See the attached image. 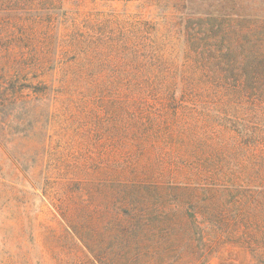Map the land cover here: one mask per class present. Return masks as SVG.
<instances>
[{
    "label": "rangeland",
    "instance_id": "1",
    "mask_svg": "<svg viewBox=\"0 0 264 264\" xmlns=\"http://www.w3.org/2000/svg\"><path fill=\"white\" fill-rule=\"evenodd\" d=\"M182 2L0 0V82L11 77L8 82L24 94L30 90L25 86L41 82L38 90H43L42 96L30 92L28 104L0 107V264L261 263L249 251L227 241V231L218 227V221L229 232L231 226H237L232 223L239 198L244 207L251 208L255 196L264 197V104L260 108L251 98L236 101L227 93L218 97L202 93L206 97L199 102L200 114L191 113L183 130L173 129L183 139L131 140L124 138L123 99L114 94L112 81L117 74L108 61L95 67L87 63L96 59L93 54L77 61L94 68L87 75L89 80H104L106 91L96 93L84 90L87 80L82 77L77 82L67 73V79H72L66 83L55 65L46 70L32 66L42 48L59 44L65 35L73 42V33L108 36L131 28H159L169 38L166 50L174 57L182 44L175 28L184 24L179 17L188 13ZM246 3L252 12L246 25L264 28V12L257 2ZM134 40L132 36L130 41ZM64 61V69L71 72L73 55L68 54ZM190 67L194 69V62ZM202 82L200 87L215 92L209 82L203 78ZM210 98L218 101L212 103ZM153 173L175 178L173 182L185 180L187 185L171 188L174 196L185 199L186 218L211 198L218 204L215 240L207 248L189 242L183 232L177 234L183 241L178 239L175 244L174 235L156 237L152 231L143 235L139 228L126 236L125 229L121 230L126 217L121 209L125 178ZM250 178L257 181L252 183ZM78 180L87 183L86 204ZM254 185L262 189L252 188ZM248 187L250 191L245 190ZM168 205L178 211L182 208ZM248 212L251 220L254 212ZM175 216L184 224L185 215L179 211ZM255 217L264 221L263 214ZM257 229L252 228L253 234L260 236ZM78 230L87 248L77 236ZM168 239H172L171 251L165 247ZM125 240L130 241L128 248ZM180 246L183 251L177 253ZM151 252L158 253L157 260L151 259Z\"/></svg>",
    "mask_w": 264,
    "mask_h": 264
},
{
    "label": "trees",
    "instance_id": "2",
    "mask_svg": "<svg viewBox=\"0 0 264 264\" xmlns=\"http://www.w3.org/2000/svg\"><path fill=\"white\" fill-rule=\"evenodd\" d=\"M182 1L188 13L179 17L181 24L184 22L182 28H175L176 34L182 39L180 51L174 53L177 59L167 52L166 44L170 40L160 33L159 28H131L124 34L112 32L108 36H80V33H73V42L70 36L65 35L59 44L42 48L32 66L46 70L48 66L55 65L56 70H62L65 77L69 73L74 75L73 79L77 82L80 77L87 80L83 83L84 90L96 93L100 90L106 91L102 88L104 80H89L87 75L92 73L94 68L85 64L86 62L77 61L91 54L96 59L87 63H93L95 67L98 62L102 64L108 61L107 63L112 65L111 71L117 74L112 81L114 94L123 99L121 120L124 138L131 140L164 138L163 140L172 142L183 139L182 135L177 136L173 129L185 126L189 122V116L191 118V113L200 114L197 112H201L199 102L201 98L206 97L202 93H212L213 97L227 93L235 96L236 101L251 98L253 104L261 108L264 104V28L246 25L252 13L248 6L250 4L246 3L250 0ZM255 1L260 7L259 11L263 13L264 0ZM261 23L264 25V18ZM132 36L134 42L130 41ZM91 44H95L93 48L87 47ZM70 53L75 65L71 72L64 69V59H67ZM107 57L109 59L104 60ZM191 61L194 62V69L190 67ZM113 62L117 63L112 64ZM202 78L214 87L215 92H210L208 87H200ZM11 79L9 77L8 80L0 82L1 108L22 102L28 104L30 99L27 97L30 92L42 96L43 90H38L42 86L41 82H37L36 86H25L30 90L24 94L23 90L16 89L15 85L8 82ZM71 79L72 77H66L65 82L71 83ZM69 87L71 86H66L65 89ZM43 88L47 89L46 86ZM210 99L212 103L218 101ZM140 178L145 179L144 182L140 181ZM165 178L167 177L156 173L134 174L125 178L121 209L126 213V217L121 230L125 229L126 236H130L129 234L139 228L142 234L152 231L156 237L169 235L173 238L174 235L175 244L179 239L177 234L183 232L188 236L189 242L201 243L202 247L207 248L215 240L218 204L211 198L209 204H199L194 214L191 213L186 218L183 209L186 205L185 199L183 196H174V188H171L174 185L182 186L183 183L187 185L185 180L181 181L179 178L173 182L175 178ZM256 181L250 178V182ZM85 184V180H78V191L84 204L88 202ZM251 187L262 189L261 185ZM245 190L250 191V188ZM253 201L255 205L248 208L244 207L245 202L239 198L240 206L232 223L237 224L234 229L230 225L228 232L226 226L219 221L218 227L227 231V241L239 246L240 250L249 251L258 263L261 261L259 264H264V221L260 222L258 217H255L259 213L264 216V197L257 199L255 196ZM168 204L181 205L179 211L181 215H185L184 224L176 221L175 215L179 211ZM248 211L254 212L251 214V220L247 218L250 213ZM252 228H258V233L262 234L255 236ZM239 231L240 234H236ZM76 234L87 248L81 236L82 232L78 230ZM169 240L172 241L168 239L165 247L171 251ZM124 245L128 248L130 241L125 240ZM157 246L162 247L161 244ZM182 248L183 246H180L177 253L183 251ZM151 254V259H158L157 252ZM146 255L148 254L139 256Z\"/></svg>",
    "mask_w": 264,
    "mask_h": 264
}]
</instances>
